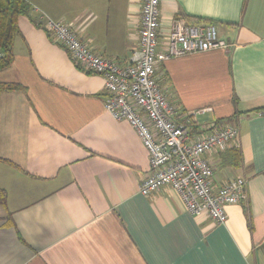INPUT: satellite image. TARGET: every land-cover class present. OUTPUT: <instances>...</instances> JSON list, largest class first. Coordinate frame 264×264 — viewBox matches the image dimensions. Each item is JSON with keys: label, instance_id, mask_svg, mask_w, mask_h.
Listing matches in <instances>:
<instances>
[{"label": "crops", "instance_id": "1", "mask_svg": "<svg viewBox=\"0 0 264 264\" xmlns=\"http://www.w3.org/2000/svg\"><path fill=\"white\" fill-rule=\"evenodd\" d=\"M25 1L13 62L0 72V83L21 87L0 94V264H264V0H159L161 43L182 19L214 25L227 45L156 69L193 134L238 129L239 167L224 164L229 149L206 157L214 187L246 181V200L224 207V224L195 218L171 189L139 193L147 151L104 110L102 77L75 66L44 28L46 19L69 25L124 66L142 0Z\"/></svg>", "mask_w": 264, "mask_h": 264}, {"label": "built area", "instance_id": "2", "mask_svg": "<svg viewBox=\"0 0 264 264\" xmlns=\"http://www.w3.org/2000/svg\"><path fill=\"white\" fill-rule=\"evenodd\" d=\"M160 18V1L142 0L132 25L137 46L124 66L96 54L69 25L46 19L44 28L75 66L102 77L104 110L115 121L126 122L147 151L148 172L139 193L147 197L163 188L171 189L195 218L207 217L215 224H224V207L246 200V181L236 178L214 187V168L206 157L236 148L238 129L212 124L193 134L192 115L180 116L162 94L156 69L161 61L226 49L227 45L218 38L214 25L188 24L182 19L172 22L161 43ZM159 44L162 52L157 54Z\"/></svg>", "mask_w": 264, "mask_h": 264}, {"label": "trees", "instance_id": "3", "mask_svg": "<svg viewBox=\"0 0 264 264\" xmlns=\"http://www.w3.org/2000/svg\"><path fill=\"white\" fill-rule=\"evenodd\" d=\"M29 6L25 0H0V72L9 68L13 62V43L19 34L18 18L27 15ZM21 87L12 83H0V94L15 92ZM241 153L237 148L224 154V164L228 167L241 165Z\"/></svg>", "mask_w": 264, "mask_h": 264}, {"label": "rangeland", "instance_id": "4", "mask_svg": "<svg viewBox=\"0 0 264 264\" xmlns=\"http://www.w3.org/2000/svg\"><path fill=\"white\" fill-rule=\"evenodd\" d=\"M197 112H199V111H196V113L195 114H197ZM197 118V117H196ZM198 120H202L201 118H197Z\"/></svg>", "mask_w": 264, "mask_h": 264}]
</instances>
